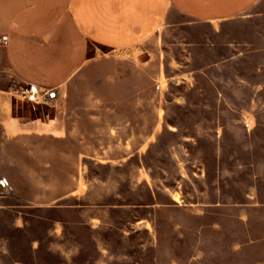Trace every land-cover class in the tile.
Masks as SVG:
<instances>
[{
	"label": "rangeland",
	"instance_id": "1",
	"mask_svg": "<svg viewBox=\"0 0 264 264\" xmlns=\"http://www.w3.org/2000/svg\"><path fill=\"white\" fill-rule=\"evenodd\" d=\"M52 94L15 100L39 115L67 107L77 134L25 153L37 181L23 190L118 206V223L55 231L47 205L0 214V264H264V0L219 22L172 13Z\"/></svg>",
	"mask_w": 264,
	"mask_h": 264
},
{
	"label": "crops",
	"instance_id": "2",
	"mask_svg": "<svg viewBox=\"0 0 264 264\" xmlns=\"http://www.w3.org/2000/svg\"><path fill=\"white\" fill-rule=\"evenodd\" d=\"M258 2L0 0V214L15 213L19 220L25 209L47 205V209L60 214L52 224L55 231L83 227L101 230L117 226L120 208L68 204L69 194L48 195L52 203L40 204L34 201L38 198L34 191L23 190L22 184L31 186L37 181L32 171L22 167L25 153L53 151L56 141L77 134V130L69 125L67 107L52 115H39L34 104L21 105L13 98V87L35 84L48 93L54 91L53 100L59 99L95 59L142 46L167 24L172 13L196 21L219 22L243 14ZM82 144L81 149L89 148L86 141ZM10 165L19 167V178L2 177V169ZM23 225L15 224L20 228ZM4 245L6 253L5 240Z\"/></svg>",
	"mask_w": 264,
	"mask_h": 264
},
{
	"label": "built area",
	"instance_id": "3",
	"mask_svg": "<svg viewBox=\"0 0 264 264\" xmlns=\"http://www.w3.org/2000/svg\"><path fill=\"white\" fill-rule=\"evenodd\" d=\"M5 43V40L1 39ZM13 98L25 102H40L42 97L48 93L45 89L35 84H23L11 89Z\"/></svg>",
	"mask_w": 264,
	"mask_h": 264
}]
</instances>
